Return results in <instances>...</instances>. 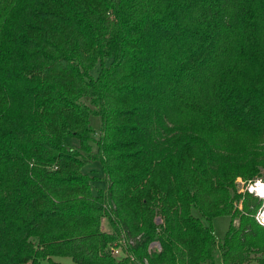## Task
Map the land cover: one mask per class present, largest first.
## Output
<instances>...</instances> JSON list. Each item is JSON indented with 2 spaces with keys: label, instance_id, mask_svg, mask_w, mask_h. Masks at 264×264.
Returning a JSON list of instances; mask_svg holds the SVG:
<instances>
[{
  "label": "trees",
  "instance_id": "16d2710c",
  "mask_svg": "<svg viewBox=\"0 0 264 264\" xmlns=\"http://www.w3.org/2000/svg\"><path fill=\"white\" fill-rule=\"evenodd\" d=\"M258 179L264 0H0V264H264Z\"/></svg>",
  "mask_w": 264,
  "mask_h": 264
},
{
  "label": "rangeland",
  "instance_id": "374dc122",
  "mask_svg": "<svg viewBox=\"0 0 264 264\" xmlns=\"http://www.w3.org/2000/svg\"><path fill=\"white\" fill-rule=\"evenodd\" d=\"M110 63H111V60H108L106 62V65H110ZM97 73H98V70L93 72L94 75H96ZM91 125L93 129L95 130L94 136L98 138L101 133L100 129L102 125L100 117L93 115L91 117ZM91 144H92L91 156L92 158H96L97 156H99L98 147L95 142ZM67 145L70 148H78V149L80 148V142L75 138H69L67 140ZM85 171L89 173L91 176L96 178V181L94 182V188L96 192L99 189H102V190L107 189V177L103 170L102 163L99 160H91L90 164L87 165V167L85 168ZM244 186L245 185L242 183L241 187L244 190L247 189V187H244ZM193 214L196 217L201 218L207 224V222L203 219L201 213L196 208L193 209ZM230 221H231L230 217H227V216H219L213 219V227L215 231V236L218 240H223L226 237V234L230 226ZM105 228L107 230L112 229L108 222L105 223ZM59 261L62 264H74L73 260L70 258H60ZM215 264H221L219 250H217L215 253Z\"/></svg>",
  "mask_w": 264,
  "mask_h": 264
},
{
  "label": "clouds",
  "instance_id": "9594fccd",
  "mask_svg": "<svg viewBox=\"0 0 264 264\" xmlns=\"http://www.w3.org/2000/svg\"><path fill=\"white\" fill-rule=\"evenodd\" d=\"M247 191L249 195H253L262 201L253 214V219L260 228L264 229V180L258 179L254 182H249Z\"/></svg>",
  "mask_w": 264,
  "mask_h": 264
},
{
  "label": "built area",
  "instance_id": "2783aa9c",
  "mask_svg": "<svg viewBox=\"0 0 264 264\" xmlns=\"http://www.w3.org/2000/svg\"><path fill=\"white\" fill-rule=\"evenodd\" d=\"M248 187H249V186H248ZM248 187H247V189H248ZM247 189H246V190H247Z\"/></svg>",
  "mask_w": 264,
  "mask_h": 264
}]
</instances>
